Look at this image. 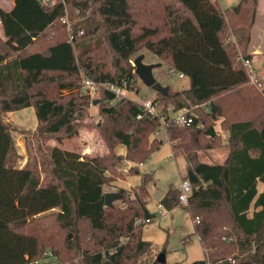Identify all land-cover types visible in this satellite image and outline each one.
<instances>
[{
	"label": "trees",
	"instance_id": "trees-1",
	"mask_svg": "<svg viewBox=\"0 0 264 264\" xmlns=\"http://www.w3.org/2000/svg\"><path fill=\"white\" fill-rule=\"evenodd\" d=\"M256 11V0L225 9L218 0H14L11 10L0 7V264H143L152 249L143 238L145 225L156 217L148 208L149 175L133 196L119 189L122 197L113 206H105L104 187L124 177V161L142 164L161 148L164 141L152 138L163 126L160 117L100 87L102 122L96 128L110 156H81L49 144L67 136L91 102L81 92L82 73L140 92L134 61L102 31L115 19L171 29L188 19L198 25L197 37L171 50L170 68L183 73L189 87L168 85L153 100L168 118L163 128L174 156L187 162L184 180L192 193L185 208L204 254L187 264H264V83L262 89L252 85L240 59H252L246 48ZM237 30L244 37L236 47L229 39ZM170 43L166 34L149 50L161 57ZM25 108L34 109L38 124L34 132L20 131L28 155L21 166L14 128L5 117ZM173 112H185L192 124H176L169 119ZM219 120L228 131L227 159L203 162L199 150L223 144L215 129ZM121 145L125 154H116ZM179 196L170 186L161 206H181Z\"/></svg>",
	"mask_w": 264,
	"mask_h": 264
},
{
	"label": "rangeland",
	"instance_id": "rangeland-1",
	"mask_svg": "<svg viewBox=\"0 0 264 264\" xmlns=\"http://www.w3.org/2000/svg\"><path fill=\"white\" fill-rule=\"evenodd\" d=\"M51 1L54 2V0ZM218 1L221 7L225 9L238 4L240 0ZM256 2V21L250 29V42L246 49L252 54L250 70L257 72V74H262L264 73V0H256ZM0 7L8 8V3H6L5 0H0ZM153 24L155 23L115 19L112 25L104 26L102 31L106 35L110 45L121 55H129L133 61H135L138 56L144 55L143 62L145 64L153 63V65H155L161 63L160 66L154 68L156 70L153 75L162 88L168 85H171L175 89L185 88L188 79H181L177 76H167L168 71L171 69L167 63V59L169 58L168 51L165 53L166 55H162L163 57H158L149 50L153 43L168 32L158 25ZM231 33L232 36L229 41L235 46H238L239 40H241L242 36L244 37V31L237 30ZM172 36L177 39L176 33H172L171 37ZM0 38H4L1 25ZM174 40L173 42L176 43ZM171 44L172 42L170 45ZM240 59L244 64L246 58L240 55ZM260 76H263V74ZM83 77L87 76L82 73L80 86ZM260 81L256 84H251L262 89L264 79ZM139 85L140 92L138 94L131 92L128 98L136 100L139 103H141V101L153 100L151 98L156 95L157 91L145 85L141 80ZM64 92L66 93L67 91L65 90ZM5 120L12 124L14 128L12 135L15 140L17 151L21 156L19 164L23 166L27 162L28 155L25 148V137L20 131L29 130L34 132L36 130L38 123L35 111L33 108L14 111L8 113ZM101 122L102 118L99 114V107L90 102L86 111L81 113L79 118L67 128V131L72 128L73 130L65 137L51 140L49 144L60 146L61 148H69L72 151L78 152L81 156L108 157L110 156L109 149L96 128ZM215 129L221 137L220 142H223V144L216 148L204 151L199 150V157L201 161L207 163H224L227 159L229 150L227 145L228 131L220 126V120L216 122ZM153 136H156L158 139L163 137V141L169 142V137L163 127L160 128L158 134ZM119 147L120 146L115 150L116 154H120L118 150ZM86 149H90L91 151L85 153ZM184 158L183 155L174 156L171 151V146L166 143L162 145L158 151L154 152L150 160H146L142 166L141 164L124 161L122 168L119 169L124 177L121 179L111 178L104 187L105 193H119V189L122 188L133 196L134 192L142 183V177L144 175H149L150 182L147 185V190L149 192L148 208L156 214V217L144 227L143 238L152 243V249L145 257L143 264H147L156 259L158 260L160 257H164L170 264H187L189 261L204 257L199 237L195 231V222L189 210L185 208V205L181 204V206L173 210H167L161 206V199L164 197L169 187L174 186L179 189L184 180L187 166V162ZM130 169H135L136 174L130 171ZM259 186L262 190V185L260 184ZM119 202L120 201H115L114 204ZM186 206H188V204Z\"/></svg>",
	"mask_w": 264,
	"mask_h": 264
},
{
	"label": "built area",
	"instance_id": "built-area-1",
	"mask_svg": "<svg viewBox=\"0 0 264 264\" xmlns=\"http://www.w3.org/2000/svg\"><path fill=\"white\" fill-rule=\"evenodd\" d=\"M64 22L67 23V27L69 30V41L73 42L75 39L74 34H72V28H71V24L70 22L64 20ZM83 32L81 31L80 34H82ZM244 65L246 66L248 72H249V76H250V83L252 84H256L257 82H259L260 80L264 79V73L263 76H260L262 74H257V72H254L253 70H250L251 67V63L250 60H245L244 61ZM168 74L170 76H177L178 78H184L185 75L183 73H175V71L173 69H170L168 71ZM262 78V79H261ZM103 87L106 90L113 92L115 94L116 99H122V98H128L129 97V93H131V91H129L128 89L119 86L116 83H97L95 82L93 79L89 78V77H83L82 79V84H81V91L83 94L89 95L91 97V102L97 98L98 96V91L99 88ZM141 106L144 107L151 115L153 116H159L162 125L164 126L165 123L167 122V117L164 116H160L158 109L156 107V105L154 104L153 100H146V101H141ZM176 122V124L181 125V126H189L192 124L193 122V118L192 117H186L185 112H174L171 113L170 118ZM180 202L182 205H187L188 204V199L190 194L192 193V187L189 184V182L187 180H183L180 187ZM149 222V221H148ZM45 256H47V259L55 262V257L51 252H46Z\"/></svg>",
	"mask_w": 264,
	"mask_h": 264
},
{
	"label": "crops",
	"instance_id": "crops-1",
	"mask_svg": "<svg viewBox=\"0 0 264 264\" xmlns=\"http://www.w3.org/2000/svg\"><path fill=\"white\" fill-rule=\"evenodd\" d=\"M6 3H8V8H4L5 10L9 11L13 8L14 6V0H5ZM0 25H1V22H0ZM153 25H158L159 27L167 30V34H172V33H176V38L175 39L173 36L171 37V42L172 44L170 45L169 49H168V59H167V63L169 64V66L171 67L172 65V55H171V50L177 46H180V45H183L188 39H191V38H194V37H197L200 32H199V29H198V25L196 24V22L193 20V19H188L187 21H185L184 23H182L180 26L174 28V29H171L169 26L167 25H163V24H158V23H155ZM1 29H2V35L4 37V34H3V28H2V25H1ZM166 35V34H165ZM175 39V42H173V40ZM166 55V54H164ZM163 57V56H162ZM148 64H153V63H148ZM161 63L159 64H155V68L160 66ZM156 69L153 70V73ZM182 79H188L186 77L182 78ZM190 83H189V79H188V83L186 85L185 88H178V90H183V89H187L189 87ZM157 96V93L156 95L151 98V99H155V97ZM163 127V126H162ZM165 129V128H164ZM153 137H156V136H153ZM163 138V137H162ZM160 138V139H162ZM164 140V139H162ZM168 143L170 146H171V143L170 142H166L164 141L163 145ZM60 147V146H59ZM172 147V146H171ZM64 149H67L64 147ZM67 150H70L69 148ZM118 150L120 151V154H124L125 153V146L121 145ZM171 151H172V148H171ZM172 155V154H171ZM173 156V155H172ZM185 159V158H184ZM150 160V159H149ZM148 160V161H149ZM143 164V163H142ZM141 164V166H142ZM261 190V189H260ZM203 251V250H202ZM202 259V257L200 258ZM198 260V259H196ZM194 261V260H192ZM192 261H189V262H192Z\"/></svg>",
	"mask_w": 264,
	"mask_h": 264
},
{
	"label": "water",
	"instance_id": "water-1",
	"mask_svg": "<svg viewBox=\"0 0 264 264\" xmlns=\"http://www.w3.org/2000/svg\"><path fill=\"white\" fill-rule=\"evenodd\" d=\"M144 55L138 56L135 61V73L139 76V79L148 87H151L155 91H164L165 88L155 80L154 75H153V69L155 68V65L153 64H145L143 62ZM97 100L94 99L92 101L93 105H96ZM100 125V124H99ZM122 195L117 192H108L105 193V206H113L115 201H119L121 199ZM159 262L165 263L166 260L164 257H160L158 259Z\"/></svg>",
	"mask_w": 264,
	"mask_h": 264
}]
</instances>
